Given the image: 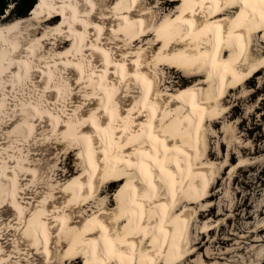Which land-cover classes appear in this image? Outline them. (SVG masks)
<instances>
[{
    "label": "bare ground",
    "instance_id": "6f19581e",
    "mask_svg": "<svg viewBox=\"0 0 264 264\" xmlns=\"http://www.w3.org/2000/svg\"><path fill=\"white\" fill-rule=\"evenodd\" d=\"M160 1L37 0L0 25V264H235L211 189L249 159L216 176L205 136L264 69V0ZM74 146L78 172L39 192Z\"/></svg>",
    "mask_w": 264,
    "mask_h": 264
},
{
    "label": "rangeland",
    "instance_id": "374dc122",
    "mask_svg": "<svg viewBox=\"0 0 264 264\" xmlns=\"http://www.w3.org/2000/svg\"><path fill=\"white\" fill-rule=\"evenodd\" d=\"M148 2H150V0H148ZM160 2L163 4L166 3L165 0H161ZM9 4L8 10L13 8V2ZM29 15L30 13H28L26 17L20 19H26ZM16 19L17 18L12 17L11 14L6 12L0 19V25L10 23ZM37 26L38 25L33 26V29L37 28ZM26 28L28 29L29 27ZM257 51L264 53V44H259L258 48L254 50V53H257ZM164 72V80L175 83L178 82L179 76L170 73L169 70H165ZM181 73L182 71L179 72V75H181ZM257 73L258 72L255 74ZM260 75H257L255 78L251 77V82L247 85V90L245 92L243 89L239 88L240 91L239 89L231 91L232 93L230 92L225 98V106L231 107L228 110V115H225L227 118L225 119L230 122L233 131L231 134H233H230L231 136L229 134H224L226 133L223 128L225 122L222 121L223 126L222 122L215 125L212 129L208 126L205 136V150L209 158L215 162L218 155L222 157L216 168V176L220 174V168L223 166L221 162L223 163L227 160L228 152L233 153L235 157L231 161L232 165L234 163H239L240 155L244 157L246 155L245 159H249V161L246 162L248 165L245 163V166L236 169L232 174L229 173L230 170L228 168L217 182H215L216 178H214V185L211 189V193L214 194L215 197L210 203L215 204V207L212 213H209L210 217L216 222V215L221 211H223L224 214L218 219L219 223H216V225H223L224 227L219 233L218 228L212 232V240L217 237L223 242L230 238L232 240L227 245L215 244L212 248L220 250L221 252L229 250L233 252L240 247H244L240 253H233L231 258L228 259L235 264H264V69L260 72ZM14 95L15 94L11 95L13 104L17 99V96L15 95V97ZM138 95L139 93L135 94V96ZM222 142H224L223 147L220 146ZM242 150L243 155L241 152ZM56 152L57 151H54L51 156H48V160L50 161L52 158L55 159V163L58 166L53 168V163H47V165L44 166L45 172H48V177H45L43 174L39 185V192L47 188L44 181H47L49 177L54 179L57 183H64L67 178L71 177L79 170L77 147L74 146L69 150H62L59 156H56ZM42 163L45 165L44 162ZM105 185L104 191L106 193L104 196L106 197L109 207H117L114 203L120 189H118V186ZM195 207L198 213L200 209L197 206ZM204 217L205 216H202L201 220H203ZM200 223L195 222V220L193 222L191 234L193 239L196 238L197 240L199 238L201 231ZM254 231L255 233H252ZM250 234L252 237H250ZM252 238L258 242L252 244ZM247 242L248 244H246ZM250 243L252 245H250ZM71 264L84 263L78 260L73 261ZM221 264L225 263L223 262Z\"/></svg>",
    "mask_w": 264,
    "mask_h": 264
},
{
    "label": "trees",
    "instance_id": "16d2710c",
    "mask_svg": "<svg viewBox=\"0 0 264 264\" xmlns=\"http://www.w3.org/2000/svg\"><path fill=\"white\" fill-rule=\"evenodd\" d=\"M13 2V8L8 10L9 3ZM36 0H0V19L6 12L17 19L24 18L33 9Z\"/></svg>",
    "mask_w": 264,
    "mask_h": 264
}]
</instances>
